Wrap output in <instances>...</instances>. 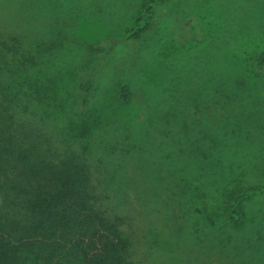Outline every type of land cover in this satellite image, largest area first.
<instances>
[{"label":"trees","instance_id":"trees-1","mask_svg":"<svg viewBox=\"0 0 264 264\" xmlns=\"http://www.w3.org/2000/svg\"><path fill=\"white\" fill-rule=\"evenodd\" d=\"M167 1L144 0L124 40L138 44L154 32L156 8ZM30 4L21 7L10 3L15 8L18 5L15 16L21 17V23L30 24L41 12ZM58 4L67 8L63 13L85 16V0H60ZM12 27L4 29L0 37V264H136L132 259L136 248L133 232L123 228L128 217L111 216L104 208L103 188L88 157L70 147L61 149L50 133L23 118L31 100L47 102L56 98L60 80L40 83L31 75V67L37 64L36 73H43V68H38L43 61H36L35 54L29 51L26 55L20 52L24 43L25 50L27 44L33 48L32 38L42 29L26 33L29 37L35 34L25 42L19 38L18 28ZM198 35V28H193L190 36L198 42ZM116 40L102 41L97 47L102 46L104 55H109ZM10 53L15 54L11 60L6 58ZM248 54L244 61L247 74L242 80L221 77L215 81L214 101L223 105L224 113L207 115L200 124L194 123V115L200 103H210L209 96L192 97L180 85L170 92L171 86H166L168 111L161 117L151 97H147L148 108L136 107L130 84H117V107L128 109L125 119H119L121 123L114 119L120 138L131 142L136 135L142 152L153 154L157 150L163 155L156 158L150 154L156 158L154 171L160 178L153 195L159 204L152 207L153 213L165 228H160L163 234L156 225L151 231L160 234V243L170 241L167 233H173L176 239L192 232L198 235L199 246L204 249L208 244L202 233L212 235L221 244L231 233L225 231L228 227L247 232V220L243 218L247 202L264 199V132L254 135L247 131V104L251 107L260 103L258 80L262 85L264 50ZM247 88L256 91L252 99H247ZM72 89L83 111L95 103L96 81L76 76ZM65 90L70 92L68 87ZM142 91L146 95V89ZM188 99L195 103L193 112L187 108L189 105H183ZM63 101H58L57 108H64ZM110 109L102 112L107 123L113 122ZM34 111L37 109L32 108ZM253 114L256 123L264 118L257 111ZM181 133L185 136L181 149L185 151L175 153L179 160L174 164L171 157L177 149L166 144L165 138L175 144L182 139ZM166 178L175 188L163 185ZM142 189L147 197L148 188ZM251 211L252 228L257 215ZM181 218L188 224H182Z\"/></svg>","mask_w":264,"mask_h":264},{"label":"rangeland","instance_id":"rangeland-1","mask_svg":"<svg viewBox=\"0 0 264 264\" xmlns=\"http://www.w3.org/2000/svg\"><path fill=\"white\" fill-rule=\"evenodd\" d=\"M59 1L0 0V37L4 29L16 26L19 38L30 42L35 33L29 34L30 37L26 33L42 29L40 35L32 38L33 48L27 44L25 50L24 43L20 52L26 55L29 51L35 54L36 61L38 58L43 61L38 66L43 68V73H36L37 64L31 67V75L40 83L60 80L56 98L47 102L31 100L29 112L23 113V118L34 121L50 133L54 144L61 149L70 147L88 157L103 188L104 208L111 216L128 217L123 228L126 232H133L135 238L134 262L264 264L262 198L247 202V210L243 212V218L247 220V232L228 227L229 230L225 231L231 233L226 235L221 244L212 235L202 233L208 244L204 249L199 246L198 235L192 232L187 237L179 235L176 239L173 233L165 232L172 244L170 241L160 243V234L151 231V228L156 225L159 232L164 233L160 230L164 228L163 223L155 219L152 208L159 204L153 195L160 183L154 171V162L157 155H163L157 150L150 153L156 158L146 151L142 152L136 135L131 142L122 141L114 121L117 118L121 123L119 119H125L124 113L128 112L123 106L118 109V101L114 98L117 84L125 82L134 91L133 104L136 107L148 108L150 102L147 97H151L161 117L168 109L164 88L171 86V92L176 85L190 92L192 97L205 99L209 96V104H199L194 115L195 124H200L207 115L217 111L224 113L223 105L214 101L215 81L221 80V77L242 80L247 74L244 61L248 53L264 50V0H169L156 8V30L138 44L125 41L124 35L133 25L144 0H85L83 17L63 13L67 8L59 5ZM28 2L31 7L40 8L41 12L30 24L21 23V17L15 16V9L19 11L18 5L24 7V3ZM10 3L18 5L15 8ZM195 27L199 32L198 42L190 36ZM115 38L117 43L112 53L104 55L103 47L97 45ZM14 56L10 53L6 58L11 60ZM76 76L85 78V81H96L95 103L85 111L77 102L79 97L75 96V89H72ZM258 84L261 86L258 90L260 103L251 107L247 104V131L263 135L264 118L256 123L253 114L255 111L264 114V82L261 85L258 80ZM200 86L202 89L199 90ZM67 87L69 93L65 90ZM143 89H146V95H143ZM255 92L247 88V99H252ZM62 98L64 108H57ZM183 105H189L187 108L192 112L196 108L189 99ZM32 108L37 111L32 112ZM105 109H110L112 123H107L108 118L102 117ZM161 121L163 125L166 124V121ZM187 123L191 121L187 120ZM180 136L182 139L185 137L182 133ZM166 139V144L177 149L171 157L175 164L179 160L175 153L185 151L180 144L185 141L181 139L174 144L171 138ZM166 184L175 188L167 178L163 185ZM145 187L148 188L147 197L142 193ZM249 210L257 215L252 228ZM180 221L184 225L188 224L182 218Z\"/></svg>","mask_w":264,"mask_h":264}]
</instances>
